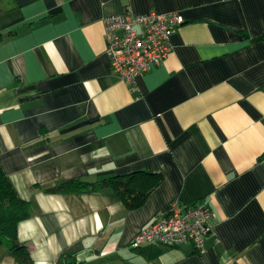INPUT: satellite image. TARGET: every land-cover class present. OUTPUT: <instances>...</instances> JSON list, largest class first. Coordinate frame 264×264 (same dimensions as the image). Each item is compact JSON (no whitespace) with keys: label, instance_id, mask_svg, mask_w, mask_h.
Returning a JSON list of instances; mask_svg holds the SVG:
<instances>
[{"label":"crops","instance_id":"0c3cea01","mask_svg":"<svg viewBox=\"0 0 264 264\" xmlns=\"http://www.w3.org/2000/svg\"><path fill=\"white\" fill-rule=\"evenodd\" d=\"M151 10L183 21L131 85L103 18ZM263 35L264 0L0 1V166L30 203L17 239L33 264H264ZM138 171L162 180L132 210L110 189L43 190ZM174 201L211 210L205 240L131 248Z\"/></svg>","mask_w":264,"mask_h":264},{"label":"built area","instance_id":"2783aa9c","mask_svg":"<svg viewBox=\"0 0 264 264\" xmlns=\"http://www.w3.org/2000/svg\"><path fill=\"white\" fill-rule=\"evenodd\" d=\"M177 13L154 10L140 15L122 12L103 18L105 53L112 75L134 85L136 78L158 66L171 52V34L182 22ZM264 162V160H263ZM213 213L203 203L183 206L171 203L164 214L141 230L131 248L159 245L177 248L185 243L200 245L213 230Z\"/></svg>","mask_w":264,"mask_h":264},{"label":"trees","instance_id":"16d2710c","mask_svg":"<svg viewBox=\"0 0 264 264\" xmlns=\"http://www.w3.org/2000/svg\"><path fill=\"white\" fill-rule=\"evenodd\" d=\"M2 1V0H0ZM258 39H264V35ZM160 174L149 172H132L112 176L96 183L69 181L53 187H44L48 193L87 192L93 193L104 189L112 190L126 209L140 207L161 183ZM30 215V203L21 199L8 177L0 166V247L5 246L8 252L21 264H33L28 248L17 239V225ZM66 264H84L77 262L71 255L65 256Z\"/></svg>","mask_w":264,"mask_h":264},{"label":"rangeland","instance_id":"374dc122","mask_svg":"<svg viewBox=\"0 0 264 264\" xmlns=\"http://www.w3.org/2000/svg\"><path fill=\"white\" fill-rule=\"evenodd\" d=\"M3 248H5V247H3Z\"/></svg>","mask_w":264,"mask_h":264}]
</instances>
